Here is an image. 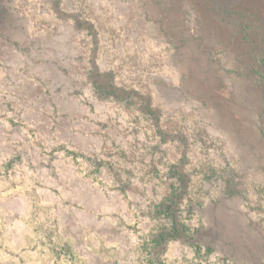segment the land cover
I'll return each instance as SVG.
<instances>
[{"label":"rangeland","instance_id":"1","mask_svg":"<svg viewBox=\"0 0 264 264\" xmlns=\"http://www.w3.org/2000/svg\"><path fill=\"white\" fill-rule=\"evenodd\" d=\"M2 1L25 39L0 34V264H264L256 100L226 129L180 96L145 0ZM175 198L184 237L159 242Z\"/></svg>","mask_w":264,"mask_h":264},{"label":"trees","instance_id":"2","mask_svg":"<svg viewBox=\"0 0 264 264\" xmlns=\"http://www.w3.org/2000/svg\"><path fill=\"white\" fill-rule=\"evenodd\" d=\"M145 3L173 46L170 61L180 72L182 83L177 93L205 100L211 108V122L226 129L229 121L234 124L236 104L249 110L250 98H254L258 118L251 121V127L264 133V0H145ZM0 34L15 44L25 39L23 25L2 0ZM96 65L90 78L102 92L139 101V91L120 88L112 80L113 75ZM224 83H230V95L222 91ZM141 98L147 100L146 96ZM145 109L158 117L149 100ZM245 117L240 115L239 120ZM178 206L177 198L162 205L172 228L158 234L159 242L184 237Z\"/></svg>","mask_w":264,"mask_h":264}]
</instances>
